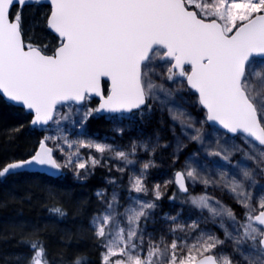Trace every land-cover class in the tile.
I'll list each match as a JSON object with an SVG mask.
<instances>
[{
  "label": "snow or ice",
  "instance_id": "obj_1",
  "mask_svg": "<svg viewBox=\"0 0 264 264\" xmlns=\"http://www.w3.org/2000/svg\"><path fill=\"white\" fill-rule=\"evenodd\" d=\"M26 4L48 7L45 26L58 37L52 54L44 51L47 45L26 42L21 15ZM165 80L174 87H165ZM258 84L264 86V0H0V98L19 105L33 127L63 121L82 127L90 117L103 114L135 122L167 107L173 135L178 124L183 136L202 145L198 151L231 165L214 177L190 159L167 183H175L182 193L197 183L227 190L245 209L243 220L212 196L189 195L187 201L200 215L190 223L166 215L167 234L157 239L146 228L154 219L161 186L153 187L151 200L130 197L123 212L117 210L114 191L104 211L92 219L93 234L103 248L101 264H264V194L254 206L250 189L256 173L243 162L264 164V90L258 91ZM185 91L195 94L204 120L195 121L176 102V95ZM94 96L100 102L90 107ZM180 100L188 103L183 96ZM74 116L79 119L73 121ZM208 122L222 129L214 146L205 145L203 125ZM62 131L58 127L57 135L43 136L27 159L7 163L0 178L34 167L70 169L77 177L83 170L86 177L105 153L134 163L129 157L135 155V142L127 152L92 140L70 141ZM176 141L180 151L184 145L179 136ZM139 147L149 150L146 144ZM82 148L100 156L85 160ZM237 152L243 160L232 164ZM154 166L152 161L143 163L140 174L129 178L130 193L148 195L144 181ZM259 170L264 172V167ZM97 196L104 200L103 192ZM53 211L64 215L61 208ZM202 222L222 230L223 239L201 228ZM226 243L231 254L223 251ZM30 246V264H48L43 245ZM73 264H86V259L78 256Z\"/></svg>",
  "mask_w": 264,
  "mask_h": 264
},
{
  "label": "trees",
  "instance_id": "obj_2",
  "mask_svg": "<svg viewBox=\"0 0 264 264\" xmlns=\"http://www.w3.org/2000/svg\"><path fill=\"white\" fill-rule=\"evenodd\" d=\"M47 11L48 7H26L21 12L22 27L26 41L47 45L44 51L52 54L58 38L45 26ZM91 105L96 107L97 101ZM30 119L22 108L0 98V169L9 162L27 159L43 138L44 133L32 128ZM87 130L111 134L108 121L97 115L90 118ZM107 174L97 168L85 182L74 180L66 171L57 178L41 172L0 178V264H30L32 242L43 245L48 264H73L78 256L85 258L86 264H101L102 247L91 222L106 208L97 191L107 187ZM185 198L172 186L162 201V211ZM232 206L242 213L238 206ZM55 208H61L64 215L55 213Z\"/></svg>",
  "mask_w": 264,
  "mask_h": 264
},
{
  "label": "rangeland",
  "instance_id": "obj_3",
  "mask_svg": "<svg viewBox=\"0 0 264 264\" xmlns=\"http://www.w3.org/2000/svg\"><path fill=\"white\" fill-rule=\"evenodd\" d=\"M257 62H259L260 58H255ZM158 83L161 81H157ZM165 87H174L168 81H163ZM257 90H264V86L258 84ZM183 96L185 100L188 101L187 104H184L183 101L180 100V97ZM176 102L180 104L182 107H185L189 113H191L193 119L195 121L204 120V113L200 110V107L195 103V94L189 93L187 91L178 93L176 95ZM88 106L92 107L91 104ZM75 107H79L74 105ZM62 111H67L66 108L62 109ZM78 116L73 117V121L78 120ZM89 120V119H88ZM87 120V121H88ZM111 134H91L86 130V123L81 127L80 124L63 121L61 125H53L51 124L48 128L45 129L46 135L55 136L57 135V128H61L62 135L67 136L68 140H92L98 143H104L111 145L116 150H124L127 152L131 151V144L136 143L138 145L135 155L130 156L129 158L134 161L132 164H126L122 160H116L113 158V153H105L104 158L101 160V164L91 169L90 174L86 177L83 175V170H81V177H77L74 174L73 170L65 169L70 176L79 182H84L88 180L92 174L95 172L97 168H102L108 172L107 177H105V183L107 185L106 188L98 190L97 192L104 193L105 204L107 201L111 200L113 192L115 191L118 195V205L117 210L119 212H123L125 207L128 206L130 197L139 196L142 200H151L153 199L152 189L155 185L159 184L161 186V198L156 201L157 208L153 213L154 219H150L146 233H152L155 238H159L161 234H167V224L170 222H165L164 217L166 215H178V219L181 221H187L190 223L192 220H195L199 215V209L194 208L190 202L187 201V198L183 200L173 202L166 211H162L164 209L162 207V201L169 195L170 189L175 183H167L168 181L174 180L173 169L176 166H180L183 170L186 165V161L190 159H195L198 162L199 167L198 170H203L208 174H212L214 177L218 174L219 171L225 170L231 165L226 164V162L221 161L219 157L208 156L204 151H198L202 148V145L190 141L187 137L183 136L180 132V127L177 124L176 134L173 135L172 125L173 121L168 115L167 107L163 111L158 109L154 110L152 116L150 118L141 119L139 117L136 118L135 122H132L128 119H122L120 117H111ZM199 123H197V127H199ZM118 129H122V131H118ZM204 129V140L206 146H214V141L217 136L222 132L216 127L210 126L208 123L203 125ZM191 132V129H189ZM157 136H159V143L157 144ZM180 137L181 143L184 145L180 149V151L176 150V137ZM58 143H62V141H58ZM240 143L242 147L247 149L246 145H243L242 141H237ZM146 144L149 147V150H145L143 147H139V145ZM166 145V147H164ZM155 150L152 151L151 149ZM81 157L87 160L89 155H93L99 157V153H95L94 150L89 149H80ZM195 154V155H194ZM55 156L59 159H63L60 157L59 152H55ZM243 160V153L237 152L232 157V164H236L237 161ZM148 161L154 162V167H150L146 173L145 184L149 189L148 195L130 193L129 189V178L134 175H139L141 171V167L143 163ZM244 163L250 165L256 173V184L253 188L250 189L253 197V205L256 206L258 202V198L260 195L264 194V172L259 170L260 167H264V164H261L259 167L256 163L250 160L243 161ZM119 167H123L124 171L120 172L117 169ZM115 180L116 184L110 183V181ZM189 191L192 192L191 196H200L203 194H207L209 196L214 197L216 200H219L222 204L231 208L238 219L243 220V214L245 209L242 208L236 201L232 198L231 194L227 192V190H223L219 187L209 186L205 188L203 184H195L194 186L189 184ZM125 194L124 198L123 195ZM183 194V193H182ZM187 194H183V197H188ZM101 199V198H100ZM232 204L238 206L241 209V214H238L236 209L232 206ZM104 211V210H103ZM102 211V212H103ZM102 212L96 214L95 216L101 214ZM206 215V213H205ZM241 217V218H240ZM92 224V222H91ZM201 228L211 229L212 231L217 232L218 235L223 239V231L218 229L212 223H201ZM177 235H184V233H177ZM194 236L195 233H192ZM145 243H147V234L145 236ZM103 251V248H102ZM223 251L226 253H232V246L230 243H226L223 246Z\"/></svg>",
  "mask_w": 264,
  "mask_h": 264
},
{
  "label": "flooded vegetation",
  "instance_id": "obj_4",
  "mask_svg": "<svg viewBox=\"0 0 264 264\" xmlns=\"http://www.w3.org/2000/svg\"><path fill=\"white\" fill-rule=\"evenodd\" d=\"M26 7H31V6H26ZM26 7H24L22 10H24ZM13 9H15V8H13ZM23 28V27H22ZM24 31V30H23ZM49 31V30H48ZM50 32V31H49ZM51 33V32H50ZM52 34V33H51ZM53 35V34H52ZM24 38H25V35H24ZM25 40H26V38H25ZM27 42V41H26ZM105 89H106V87H107V85H106V83H105ZM93 100H95V101H97V105L96 106H98V104H99V100L98 99H96V98H92L91 99V102L93 101ZM91 102H90V104H91ZM92 106V105H91ZM93 107V106H92ZM200 110L204 113V110L202 109V108H200ZM97 116H99V117H103V119H105L106 121H108V126H109V129H110V131L112 130L111 128V121H110V118L111 117H114V116H112V115H103V116H101V115H97ZM91 118V117H90ZM90 118H89V120H90ZM204 118H205V113H204ZM89 120L87 121V123H86V130H87V124H88V122H89ZM208 124H209V122H208ZM51 125V124H50ZM49 125V126H50ZM210 125V124H209ZM49 126H46L45 128H34V129H38V130H40V131H42L43 133H44V136L46 135V131H45V129L46 128H48ZM210 126H213V125H210ZM213 127H216L217 129H219L220 131H222V129H220V128H218L217 126H213ZM88 131V130H87ZM112 132V131H111ZM95 134H97V133H95ZM54 155H55V153H54ZM182 168L180 167V166H176L174 169H173V173H174V175H173V177L175 178V173L176 172H178V171H182L181 170ZM66 170L65 169H62L61 170V175L63 174V172H65ZM67 172V171H66ZM60 175V176H61ZM93 175V174H92ZM107 177V176H106ZM104 179H105V177H104ZM87 181V180H86ZM79 182V181H78ZM85 182V181H84ZM174 186V185H173ZM175 186H176V184H175ZM177 187V186H176ZM178 188V187H177Z\"/></svg>",
  "mask_w": 264,
  "mask_h": 264
},
{
  "label": "water",
  "instance_id": "obj_5",
  "mask_svg": "<svg viewBox=\"0 0 264 264\" xmlns=\"http://www.w3.org/2000/svg\"><path fill=\"white\" fill-rule=\"evenodd\" d=\"M26 6H28L27 4L26 5H24L23 6V8L24 7H26ZM49 30V29H48ZM50 31V30H49ZM51 32V31H50ZM52 33V32H51ZM54 36H56V34L55 33H52ZM57 37V36H56ZM58 38V37H57ZM256 58H259V57H256ZM92 98H96V99H98L99 100V97H92ZM6 101V100H5ZM99 102H100V100H99ZM9 103V102H8ZM10 104H12V103H10ZM12 105H15V104H12ZM15 106H17V107H20L19 105H15ZM21 108V107H20ZM103 115H109V114H103ZM103 115H101V116H103ZM209 124L210 125H213V126H217L218 128H219V126L218 125H215V124H212L211 122H209ZM33 127V126H32ZM46 127V126H45ZM33 128H35V127H33ZM23 172H28V173H34V172H41V173H45V174H47V175H49V176H52V177H55V178H57V177H59L60 175H61V171H59V172H57V171H55V170H52V169H48V168H40V167H34V168H32V169H25V170H23L21 173H23ZM8 176V175H7ZM184 194H187V193H184Z\"/></svg>",
  "mask_w": 264,
  "mask_h": 264
},
{
  "label": "bare ground",
  "instance_id": "obj_6",
  "mask_svg": "<svg viewBox=\"0 0 264 264\" xmlns=\"http://www.w3.org/2000/svg\"><path fill=\"white\" fill-rule=\"evenodd\" d=\"M13 162V161H12Z\"/></svg>",
  "mask_w": 264,
  "mask_h": 264
}]
</instances>
